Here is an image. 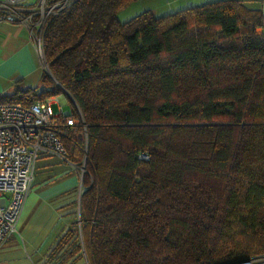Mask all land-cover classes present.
<instances>
[{"label": "trees", "instance_id": "obj_1", "mask_svg": "<svg viewBox=\"0 0 264 264\" xmlns=\"http://www.w3.org/2000/svg\"><path fill=\"white\" fill-rule=\"evenodd\" d=\"M134 1L75 0L48 21L39 85L0 94L28 105L65 89L83 116L61 135L66 157L85 156L79 218L47 257L66 244L59 264L82 248L88 264L264 251L262 10L213 0L119 21Z\"/></svg>", "mask_w": 264, "mask_h": 264}, {"label": "built area", "instance_id": "obj_2", "mask_svg": "<svg viewBox=\"0 0 264 264\" xmlns=\"http://www.w3.org/2000/svg\"><path fill=\"white\" fill-rule=\"evenodd\" d=\"M74 1L35 0L29 3L25 0H0V22H13L27 29L28 38L33 44L37 58L43 70L48 72L43 51L44 33L48 21ZM61 94L64 100L67 98L74 103L79 113L77 118L64 116L62 109L60 113L55 114L51 108L53 96L36 99L28 105L0 102V248L18 232L20 212L34 181L37 159L47 154H57L65 158L66 152L61 135L67 126L83 123V116L70 93L63 89ZM84 139L86 147V133ZM141 157L148 158L145 154ZM84 162L85 156L78 165L79 194L83 189ZM85 264H88L87 260ZM224 264H264V251Z\"/></svg>", "mask_w": 264, "mask_h": 264}, {"label": "crops", "instance_id": "obj_3", "mask_svg": "<svg viewBox=\"0 0 264 264\" xmlns=\"http://www.w3.org/2000/svg\"><path fill=\"white\" fill-rule=\"evenodd\" d=\"M178 1L173 0L177 3L173 8L183 9ZM171 7H164L162 12L174 10ZM40 68L27 29L13 22H0V94L39 85ZM58 97L64 102L61 94ZM79 173L78 164L68 157L47 154L37 159L34 181L20 212L18 232L0 248V264L46 261L50 249L77 217Z\"/></svg>", "mask_w": 264, "mask_h": 264}, {"label": "rangeland", "instance_id": "obj_4", "mask_svg": "<svg viewBox=\"0 0 264 264\" xmlns=\"http://www.w3.org/2000/svg\"><path fill=\"white\" fill-rule=\"evenodd\" d=\"M208 1H213V0H179L178 2L181 3V4H179L180 6L183 5V6H181L182 8L183 7L185 8V7H189V6H192V5H198V4H201V3H204V2H208ZM242 1L248 7L253 8V9H257L258 8V9H261L262 12H264V0H242ZM156 5H158V7ZM174 5H177V3H174L173 0H169V1H167V0H140V1H136V2L130 3V4L126 5L125 7H123L122 9H120L118 11L117 17H118L119 21H121V22L127 21L131 17L141 13L142 11H144L146 9H151L155 13V15H161L159 13H163L162 15H165V14L169 13L170 11L172 13V12H175V11L179 10V8H176L178 6L173 8ZM167 6L168 7L172 6L171 8L174 9V10H164V12H162L163 11L162 9L164 7H167ZM151 7H154V8H151ZM171 8H169V9H171ZM37 61H38L39 66L41 67L40 68V72L42 73L43 69H42V66H41L38 58H37ZM58 96H59V94L52 98V102H51L52 111L55 114H58V113H60V111L62 109L64 114H70L72 112V110H73V104L71 102H69L67 100V98L64 100V102H61L59 100ZM78 138H80V139L82 138L83 146H84L83 149L85 151V139H84L83 133H79ZM76 228H77V230L79 232V225ZM77 241L82 242L81 238H80V235L78 236ZM70 246H72V244ZM70 246H68V244H66L62 248V250H60L59 252L54 254V256L51 259H49L48 257H45L46 261H42L40 264H59L60 260L64 256V254L70 250ZM65 248H67V249L65 250ZM77 254H75L73 256V258H75ZM79 257L80 258L74 264H84L86 262L87 258H86L85 253L83 252V250L80 251V256ZM71 261H73L72 258L70 260L66 261L63 264H73Z\"/></svg>", "mask_w": 264, "mask_h": 264}, {"label": "water", "instance_id": "obj_5", "mask_svg": "<svg viewBox=\"0 0 264 264\" xmlns=\"http://www.w3.org/2000/svg\"><path fill=\"white\" fill-rule=\"evenodd\" d=\"M61 97H64L63 94H61ZM222 264H224V263H222Z\"/></svg>", "mask_w": 264, "mask_h": 264}]
</instances>
